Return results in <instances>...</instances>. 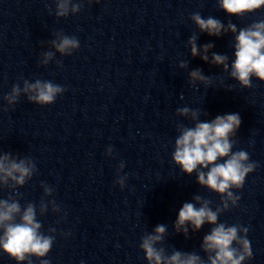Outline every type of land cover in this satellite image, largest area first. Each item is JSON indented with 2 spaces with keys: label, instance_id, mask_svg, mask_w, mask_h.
Wrapping results in <instances>:
<instances>
[{
  "label": "clouds",
  "instance_id": "obj_1",
  "mask_svg": "<svg viewBox=\"0 0 264 264\" xmlns=\"http://www.w3.org/2000/svg\"><path fill=\"white\" fill-rule=\"evenodd\" d=\"M93 0H88L92 3ZM98 2V0H97ZM55 16L67 17L81 10V3L73 0H54ZM218 7L229 16L243 17L264 8V0H217ZM191 21L202 33L220 37L232 33L234 36V59L229 64V57L225 54L211 52V63L222 67L229 78L235 80L242 89L252 87V78L264 82V20L249 24L244 28L229 21L227 25L219 19L209 16L203 18L199 12L190 16ZM58 41H51L52 46L61 55L70 56L80 44L75 36L57 33ZM197 36L193 34L188 39L192 57L199 56L204 62H209V52L214 47L212 43L197 45ZM43 63L47 64L55 53L46 52ZM180 68H187L186 61H181ZM189 82L192 85L211 84L209 76L197 68L189 72ZM227 90H231L229 87ZM65 91L61 85L51 81L37 79L34 83L23 81V88L14 84L10 93L3 99L9 106L18 102L21 92L27 95L29 102L46 106L53 104L57 97ZM5 111L7 108L4 109ZM176 114L189 117L194 126L183 124L177 126L179 135L174 142L172 160L180 171L187 175L196 174V182L210 192L220 195V205L213 210L211 201L200 195H194V202H185L179 209L174 229L182 233L185 238L189 230L199 231L206 223L213 225L208 234L203 237L201 251L207 255V261L195 252L174 250L171 255L166 253L162 245L167 234V226L157 225L152 233H145L141 237L140 249L145 254L147 264H243L252 258L250 241L247 239L248 228L239 224L226 226L218 223L221 213L228 210L230 205L235 207L240 199L232 189H241L246 177L257 167L250 161L248 152L233 151L236 144V133L242 120L238 113L217 115L210 121H201V111L182 107ZM107 155H112V148L107 149ZM222 161V162H221ZM124 168L121 162L116 183L123 188L127 176H120L119 171ZM37 171L36 164L29 157H13L11 153L0 155V188H7L15 192L23 187ZM11 181L12 183H9ZM44 197L53 193V188L42 185ZM18 195V194H17ZM199 205V207L197 206ZM51 206L54 213L60 212L55 200L41 199L39 205L27 203L22 206L19 199L9 195L7 199H0V252L16 261V264H33L32 258L39 259L40 264H50L44 259L51 251L55 236L45 235L42 223L37 220V209L43 216ZM49 233L56 229L50 228Z\"/></svg>",
  "mask_w": 264,
  "mask_h": 264
}]
</instances>
